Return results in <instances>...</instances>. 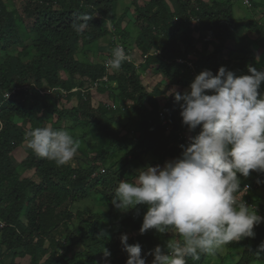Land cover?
<instances>
[{
  "label": "trees",
  "instance_id": "obj_1",
  "mask_svg": "<svg viewBox=\"0 0 264 264\" xmlns=\"http://www.w3.org/2000/svg\"><path fill=\"white\" fill-rule=\"evenodd\" d=\"M15 1L22 2L27 18L32 17L31 26L11 7ZM121 1L0 0V264H6L5 255L10 257L9 264H19L15 262L18 257H28L27 264H126L128 254L120 240L126 232L131 233L128 244L139 243L142 256L157 245L164 248L168 238L163 241L155 229L139 232L145 205H137L119 218L112 197L122 176L141 155L150 152L154 155L151 163L157 164L165 158H178L183 151L180 146L187 143L175 131L193 136L199 128L189 131L174 96H166L159 84L149 88L142 74L153 79L161 75L163 82L182 93L204 69L216 74L225 66L241 75L247 74L251 64L264 70L255 56L264 50V24L252 14L246 22L235 16L234 5L241 0H145L143 4L132 0L134 17L125 25V12L118 17L115 12ZM80 14L93 18L82 33H77L72 25ZM108 20L125 50L135 44L139 60L144 58L145 62L136 67L126 61L119 72L110 70L108 79L99 82L97 91L102 96L94 107L90 91L69 90L106 73L104 56L115 42L108 39L105 46H98V42L109 34ZM245 23L259 35L257 42L262 48L255 53L245 44ZM130 27L137 28L134 35ZM78 44L85 52L102 50V60L78 58ZM61 72L65 76H60ZM46 88L53 90L41 93ZM260 90L264 91V82ZM160 96H164L163 104ZM71 98L77 104L67 108L65 103ZM41 114L57 115L50 126L54 130H62L59 124L67 116L87 127V133L95 128L94 136L99 138L95 156L86 155L88 161L77 167L58 166L55 161L37 157L27 147L26 134L46 126ZM137 114L140 120L135 119ZM115 115L132 125H126V133L114 127ZM168 126H173L171 131H167ZM17 147L26 155L20 162L13 156ZM114 158L116 161L108 164ZM98 163L106 165L108 171L89 180ZM26 170L33 172L23 177ZM260 173L252 171L253 176L240 179L241 188L249 186L243 199L264 216V192L258 188H264V175L255 181ZM86 184L94 192L82 196ZM76 201L83 203L75 205ZM172 229L169 226L166 231ZM254 232V237L228 243L225 253H202L195 261L187 257V264H209L210 259L211 264H264V251L257 252L264 242V222L255 226ZM241 246L237 258L233 252ZM105 250L110 255L106 256ZM147 259L153 256L147 255Z\"/></svg>",
  "mask_w": 264,
  "mask_h": 264
},
{
  "label": "clouds",
  "instance_id": "obj_2",
  "mask_svg": "<svg viewBox=\"0 0 264 264\" xmlns=\"http://www.w3.org/2000/svg\"><path fill=\"white\" fill-rule=\"evenodd\" d=\"M240 3L246 8V17L253 15L256 7L264 6L257 0H254V4L251 0H241ZM92 18L89 14L78 15L73 22V29L82 33ZM195 23L192 18V24ZM109 34L115 47L105 53L104 76L95 81L88 80L82 87L76 84L69 90H80L83 94L90 91V102L94 107L101 99L97 91L99 82L108 79L110 70L119 71L126 61L133 62L136 67L145 62L144 58H137L135 45L132 48L131 44L130 49L125 50L117 30H109ZM244 36L245 44L252 47L249 41L253 40L261 47L257 42L258 34L249 40L245 33ZM177 60L182 62L181 59ZM142 75L144 77L146 74ZM262 82L264 70H258L251 64L247 65V74L241 75L220 66L216 74L210 69L200 71L183 93L175 89L170 92L179 103L182 123L189 131L197 128L199 131L192 136L176 130L178 137L187 143L186 146H180L183 149L180 157L166 161L163 167L157 164L138 169L131 182L121 180L111 203L121 212L145 205L147 210L139 229L141 234L150 229L166 233V229L171 226L181 240H168L164 248L157 245L142 256L140 244H128L127 234H121V243L128 254L126 264H148L147 255L153 256L150 264H187V257L195 261L202 253H212L232 241L255 236L254 227L264 222V216L253 211V203L243 199L249 186L245 184L241 188L240 176L247 178L253 176L250 175L252 171H258L261 173L255 175L257 181L260 175H264ZM52 90L46 88L41 93H51ZM8 96L9 93L5 99ZM163 123L167 124L166 121ZM172 128L168 126L167 131ZM26 139L27 147L37 157L55 161L58 166L69 163L80 147L79 141L68 131L47 126L30 130ZM21 148L17 147L13 152L16 160L17 152L19 155L23 153L22 159L26 157ZM151 155L150 159L154 157ZM105 167L98 163L97 170L90 173L89 180L106 173ZM261 251H264V242L258 246L257 252ZM105 255L110 253L105 250Z\"/></svg>",
  "mask_w": 264,
  "mask_h": 264
},
{
  "label": "rangeland",
  "instance_id": "obj_3",
  "mask_svg": "<svg viewBox=\"0 0 264 264\" xmlns=\"http://www.w3.org/2000/svg\"><path fill=\"white\" fill-rule=\"evenodd\" d=\"M144 1L145 0H138L139 4H143ZM257 2L260 5H264V0H257ZM11 7H15L17 12L21 16H23V21H22L23 23L28 24L29 26H31L33 24L32 17H28L27 18L26 13H25L24 8H23L24 6H23L21 1L13 2L11 4ZM235 9H236L235 16L237 18H245L246 21L249 19V17H245V16H247V11H246V8L240 2H238V4L235 6ZM254 10H255V12L253 13V16L255 17V19L258 20V22L264 24V6L256 7V9H254ZM115 12H117L116 13L117 17L125 12L124 13V17H123V21H122L123 25H125L128 22V20H133V17H134V4H132V0H122L119 3V5L117 6V8L115 9ZM112 24L113 23L110 22V20L107 21V27L109 28V30L114 29ZM130 29L132 30V33L134 35V33L137 30V28L130 27ZM244 30H245L244 33L248 37V40L250 38H252V37L255 38L257 36V34L251 33L250 31H248V29H246V24H245ZM110 36L111 35L108 34L107 36H104L103 38H100L99 42H98V46H101V45L105 46L106 43H107V40L110 39ZM252 41L253 40H250L249 44L252 45V49H253V51H255L258 48V44H256V42L253 43ZM134 45L135 44L131 45L132 48H134ZM78 46H79V48H78L79 52L77 54L78 58H81L82 60H87V61L88 60L89 61L102 60L101 56L104 55L102 50H99L97 48L96 49L93 48L91 51L85 52L82 49L81 44H78ZM136 51L137 52H135V54L139 58V51L137 49H136ZM255 56H256L257 61L260 64V66H262V68L264 69V50L260 54L259 53L255 54ZM116 72H119V71H116ZM60 75L61 76H65L64 73H62V72H61ZM159 79H161V81H159ZM143 80H144L145 83L148 84L149 88H153L156 84H159L160 87L165 90V95L166 96H169L170 92L173 91V89L176 90L175 86H170L169 84H167L166 80H164V82H163V77L161 75H159L157 78H154V79L152 77H147V75H144ZM184 90H186V89H184ZM95 95H97V94L95 93ZM99 95H101V94H99ZM103 97L105 99V96H103ZM158 99H159L160 104L164 103V96H160V97H158ZM96 100H98V99H96ZM75 104H76V101H75L74 98H71L70 100H68L66 102V106L67 107L68 106H73ZM93 104H96V103L94 102ZM56 117H57V115H55L54 117H48V116H45L44 114H41V118H43L46 121V126L47 127H50L53 124V122L56 121ZM114 119H115L114 127L117 130H119V131L121 130V134L126 133V131L128 130L127 129L128 127H132V125L128 123L127 119H122V118H120L119 116H116V115L114 116ZM118 119H120V121ZM135 119L140 120V115H138V114L135 115ZM59 126L62 128V130L68 131L76 140L79 141V144H80L79 148H81V150H82V151L78 150V152L75 155V157L67 164L71 165L72 167L81 166V164L83 162H85V161L87 162L88 161L86 155H88L90 157L95 156L96 149L94 147L98 144V141H99V138L94 136V133L97 132L95 128L87 133V130H88L87 127L85 128L83 126L77 125L76 122L73 121L69 116L65 117L64 120L59 124ZM150 154H151L150 152L146 153V154H143V155H141L139 157L137 162L132 163L130 165V167L128 168L125 176H122V180H128V181L131 182L134 179V175H135V173H136V171L138 169L143 168V167L148 166V165H151V166L157 165V163L155 161L151 164V160L153 158L150 159ZM22 157H23V153H21V155H19L18 152L16 153V158H17L18 161L21 160ZM172 159H174V158H165V161L160 163L159 165L161 167H163V165H164V163L166 161L172 160ZM115 161H116L115 158L114 159H110L108 161V164L113 163ZM105 168L108 171L107 167H105ZM32 172H33L32 170H26V171L22 172V176L23 177H28V176H30L32 174ZM128 175H129V177H127ZM249 177H251V176H248L247 178H249ZM241 178H245V177L241 176ZM98 188L100 190L103 189V187H101V186H98ZM260 189L264 190V188H260ZM93 192H94V188H91L90 186H88V184H86V186L84 187L83 193L81 195L83 196V195L91 194ZM257 194H258V192L256 191V193H254V197H256ZM75 203H76L75 205H78V204L82 205L83 202L76 201ZM118 211H119V214H118L119 218H122L125 215L124 212H121L120 210H118ZM24 222H25V220H24ZM0 226H2V224H0ZM0 234H1V232H0ZM125 234H127L128 239H129V237L131 236V233L130 232H126ZM157 234L159 236L163 237L162 238L163 241H165L167 238H168V240H176V241H178V238H176L177 235H176V232H175L174 229L167 230L166 233L157 232ZM226 246H227V244L222 246L219 249H216V251H218V253H221V252L225 253L226 252L225 251ZM242 250H243V246H241L240 249L235 250L233 252L234 256L238 258L240 256V253H241ZM3 260L5 261L6 264H9L10 257H7V255H5L3 257ZM212 260L213 259H210V263L209 264L213 263ZM15 262H17L19 264H27L28 263V257H22V258L18 257V258H16ZM147 262H148V264H150L151 260L147 259Z\"/></svg>",
  "mask_w": 264,
  "mask_h": 264
}]
</instances>
